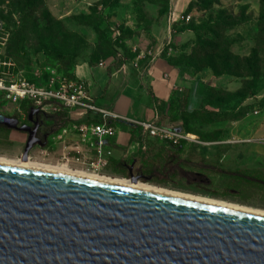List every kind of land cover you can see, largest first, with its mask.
<instances>
[{
    "label": "rangeland",
    "instance_id": "374dc122",
    "mask_svg": "<svg viewBox=\"0 0 264 264\" xmlns=\"http://www.w3.org/2000/svg\"><path fill=\"white\" fill-rule=\"evenodd\" d=\"M190 1L0 0V81L6 85L25 81L39 88H57L61 79L73 76L77 63L91 60L108 64L115 52L125 61L139 58L145 69L161 60L166 68L194 79L199 89L197 105L202 103V86L210 83L224 94L203 101V109L227 113L234 110L244 113V117L233 122L203 113L195 114L193 119L179 113L169 116L163 122L180 118L176 129L190 135V140L177 149L182 162L169 168L167 180L148 183L264 211V78L257 83L255 96L246 98L240 106L236 93L244 87L241 78L215 77L209 68L195 71L184 65L194 45V34L188 29L206 23L220 24L215 32L222 35L220 49L240 58L248 56L257 34L259 0H193V8L186 13ZM100 14L106 19H100ZM23 27L25 32L18 34ZM123 32L128 36H122ZM183 33L191 34L190 38H179ZM230 100V109H225ZM26 105V101L6 100L0 93V112L5 115L22 116L27 112ZM255 110L257 115H253ZM46 112L53 113L51 109ZM156 116L160 118L161 114ZM11 139L18 143L15 134ZM0 143V159H16L18 148ZM49 143L58 145L55 140ZM33 161L57 166L50 160ZM214 169L246 171L256 175L259 182L235 186ZM103 173L116 176L108 170Z\"/></svg>",
    "mask_w": 264,
    "mask_h": 264
},
{
    "label": "water",
    "instance_id": "95a60500",
    "mask_svg": "<svg viewBox=\"0 0 264 264\" xmlns=\"http://www.w3.org/2000/svg\"><path fill=\"white\" fill-rule=\"evenodd\" d=\"M0 264H264V217L0 165Z\"/></svg>",
    "mask_w": 264,
    "mask_h": 264
},
{
    "label": "trees",
    "instance_id": "16d2710c",
    "mask_svg": "<svg viewBox=\"0 0 264 264\" xmlns=\"http://www.w3.org/2000/svg\"><path fill=\"white\" fill-rule=\"evenodd\" d=\"M193 4L194 1L191 0L186 9V13L193 8ZM99 17L102 20L106 19V17H103L102 14H100ZM219 26V23H206L203 26L188 29L194 34V45L192 53L187 57L184 65L185 67L191 68L195 71H201L204 68H209L210 70H212L215 77L234 76L241 78L244 81V87L243 89L239 90L236 95L239 96L237 102L238 105L242 106L246 98H252L255 96L257 83L261 78H264V0H259V19L256 23L257 34L253 38L254 45L248 56L240 58L234 56L229 50L220 49L219 42L222 40V35L215 34V32L219 31ZM24 32L25 29L23 27L20 31H18V34H23ZM122 36L127 37L128 33L123 32ZM208 37H211L212 39H207ZM184 46H186V44ZM111 58L113 59V61L107 66L108 76H110L112 69L115 71H119L125 61L124 56L115 52L111 54ZM87 64L90 67H95L98 65L91 60H88ZM74 70L73 76H70L68 79L78 81L75 78ZM82 84L84 85L86 91H88L86 85L83 82ZM141 87L146 89L147 95L151 100L152 107L156 110L155 115H157L158 113L161 114L160 118L155 116V122L159 125L164 124L165 122L163 121L165 119H168L169 116H175L177 115V113L183 116H188L191 119L195 117V114L203 113L208 117L212 116L220 121L228 120L233 122L240 120L245 115L244 113H238L234 110L230 111L229 113L220 111H205L203 109V101L214 100L217 96L224 94L222 89L213 86H202V103L199 104L198 111L187 110L189 97L188 90H184L181 95H177L174 91H172L167 102H163L155 96L153 90L150 87H146L145 85H141ZM230 102L231 100L226 103L227 107L225 109H230L228 105ZM48 104H50V109H59L53 111V113L45 114L47 116V119L52 122V127L55 128L56 134L65 127L68 120V115L66 111L62 110L64 108L56 101H50ZM25 109L26 111H29L30 109H35V107L31 103L27 102ZM178 121H180V118L174 117L172 120H169L166 123L176 128L178 127L176 125ZM184 130L186 133H189L187 128H184ZM0 138L6 140L7 132L6 134L0 133ZM134 159L137 160L136 162L138 164L140 173L146 175L152 182L157 181L160 183H163L167 180V175L169 173L170 167H175L177 164L180 165L182 162V159H180L175 153L170 151H159L158 154L151 159L139 156ZM123 164V162H119L116 163V166L121 168ZM214 172L228 177L230 180H232L235 186H238L239 183H247L252 185L259 182L256 175H249L246 171L242 170L229 171L214 169ZM194 176L201 177L199 175Z\"/></svg>",
    "mask_w": 264,
    "mask_h": 264
},
{
    "label": "crops",
    "instance_id": "0c3cea01",
    "mask_svg": "<svg viewBox=\"0 0 264 264\" xmlns=\"http://www.w3.org/2000/svg\"><path fill=\"white\" fill-rule=\"evenodd\" d=\"M188 34H179L178 37L181 38L187 35L190 38L191 34ZM109 64H98L95 67H90L86 61H81L76 64L74 70L76 80L86 85L95 105L102 109L113 111L127 119L153 122L156 110L152 107L146 89L142 88L141 85L150 87L155 96L163 102H167L172 91L177 95H181L184 90H188V111L196 110L200 104L197 105L196 96L199 94V89L196 88L197 83L193 81L194 79L188 78L177 69L166 68L161 60L154 62L146 69L143 68L139 58L133 61H125L119 71L112 69L110 76H108L107 66ZM209 85L213 86L210 83ZM4 115L0 116L4 117ZM67 115L68 120L64 128L70 127L73 119H70L69 114ZM164 125H167V123L165 122ZM7 129L8 142H14L11 139L14 134L18 138V142L24 140L21 131ZM56 142L58 145H53L52 152L59 154L62 152L64 144ZM183 143L176 148L167 149L159 142L147 138L140 128L120 122L116 127L114 137L106 142L107 147L112 151L110 165L106 170L115 175L121 170L120 167L116 166V163L130 164L131 162L134 164L137 161L134 158L139 156L151 159L159 151H170L177 155V149H180ZM177 156L179 157V155ZM50 158L55 157L52 155Z\"/></svg>",
    "mask_w": 264,
    "mask_h": 264
},
{
    "label": "built area",
    "instance_id": "2783aa9c",
    "mask_svg": "<svg viewBox=\"0 0 264 264\" xmlns=\"http://www.w3.org/2000/svg\"><path fill=\"white\" fill-rule=\"evenodd\" d=\"M0 93L4 94L6 100L13 103L26 101L43 112L50 109V101H56L64 108L62 110L73 119L70 127L63 128L54 137L53 140L63 143L64 147L59 154L51 151L50 154L55 158H50V161L73 170L106 176L103 172L109 167L112 158V151L106 142L114 137L120 122L140 128L147 138L159 142L167 149L176 148L190 140L189 135L169 124L159 125L155 119L153 122L135 121L98 107L80 81L61 79L57 88H39L25 81L6 85L0 81ZM257 113L255 110L253 115Z\"/></svg>",
    "mask_w": 264,
    "mask_h": 264
},
{
    "label": "bare ground",
    "instance_id": "6f19581e",
    "mask_svg": "<svg viewBox=\"0 0 264 264\" xmlns=\"http://www.w3.org/2000/svg\"><path fill=\"white\" fill-rule=\"evenodd\" d=\"M188 139H190L189 136ZM0 165L38 172V173L55 175L60 177H67V178L107 185L111 187H116L120 189H125V190H130V191H135L150 195H156L169 199H176L189 203L264 217V211L262 210L252 209L245 206L236 205L233 203H228L207 197L185 194L182 192L165 189L163 187H158L149 183H142L134 179L101 176V175L84 172L78 169L73 170V169H69V167L66 165H57V166L46 165L43 163H37L35 161H31L24 157H22L21 159H14L10 161L0 159Z\"/></svg>",
    "mask_w": 264,
    "mask_h": 264
},
{
    "label": "flooded vegetation",
    "instance_id": "af4514ba",
    "mask_svg": "<svg viewBox=\"0 0 264 264\" xmlns=\"http://www.w3.org/2000/svg\"><path fill=\"white\" fill-rule=\"evenodd\" d=\"M45 114L48 113L43 112L40 109H30L25 114H22V116L4 115L7 119L16 121V126L18 128L25 129V131L22 132L24 135V140L22 142L13 143L8 142V138L6 140L0 138V141H3L4 143L8 142L12 147L18 148V155L15 157L16 159H21L24 156L26 145L30 139V146L26 153V158L31 161L36 158L46 161L50 160V157L52 156L50 153L54 146L49 143V140H53L56 134L55 128L52 127V122L47 119ZM0 115L3 116V113H0ZM7 130L8 129L5 126H0V133L6 134L7 132L8 135ZM43 150L46 151L45 154H43ZM132 164L133 163L131 162L130 164H123L121 170L115 175L121 178H130L131 176L134 178L138 177V181L144 183L152 182L146 175L140 173L137 162L133 165Z\"/></svg>",
    "mask_w": 264,
    "mask_h": 264
}]
</instances>
